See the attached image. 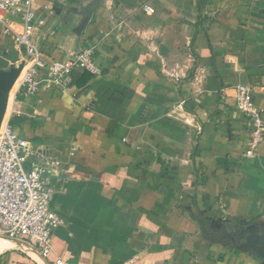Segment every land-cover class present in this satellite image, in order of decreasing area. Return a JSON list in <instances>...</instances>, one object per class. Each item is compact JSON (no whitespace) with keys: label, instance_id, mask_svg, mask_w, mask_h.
<instances>
[{"label":"crops","instance_id":"0c3cea01","mask_svg":"<svg viewBox=\"0 0 264 264\" xmlns=\"http://www.w3.org/2000/svg\"><path fill=\"white\" fill-rule=\"evenodd\" d=\"M88 1L33 5L43 60L90 46L101 73L29 98L12 88L10 120L64 224L45 260L0 243V264H255L203 228H264V141L245 155L236 108V87L250 86L264 124V0H102L77 38ZM0 59L27 60L1 28Z\"/></svg>","mask_w":264,"mask_h":264},{"label":"built area","instance_id":"2783aa9c","mask_svg":"<svg viewBox=\"0 0 264 264\" xmlns=\"http://www.w3.org/2000/svg\"><path fill=\"white\" fill-rule=\"evenodd\" d=\"M35 0H0V28L12 38L27 57L16 81L13 95L23 98L35 96L42 89L65 91L74 72L99 76L101 71L94 58L93 47L78 49L68 60L45 62L32 39L34 29L43 25L33 10ZM148 8L144 7V11ZM18 19L20 31L14 30L8 20ZM46 76L38 79V71ZM250 86L236 87V108L246 119L247 141L245 155L252 156L264 141V124L252 100ZM11 111L0 128V240L36 258L45 260L52 252L54 231L64 224L52 208L49 194L50 179L43 166L30 162L36 154L31 143L18 136L10 125ZM131 258L123 264H133ZM55 264H63L57 259Z\"/></svg>","mask_w":264,"mask_h":264},{"label":"water","instance_id":"95a60500","mask_svg":"<svg viewBox=\"0 0 264 264\" xmlns=\"http://www.w3.org/2000/svg\"><path fill=\"white\" fill-rule=\"evenodd\" d=\"M102 0H89L84 5L80 6V10L77 12L80 18L79 23L73 30V34L79 38L88 25L91 17L97 11ZM24 63L21 62L18 65H10L4 67V61L0 59V128L3 124L9 101V94L18 80ZM229 222L221 224L218 229L214 228V232L204 229V233L220 237L217 241L229 239L232 244L239 241L240 246H236L237 250H249V255L255 264H264V228L260 230L257 225L251 224L245 228L240 229L238 232H234L238 226H229ZM217 233V234H216ZM212 239V238H211ZM213 240V239H212Z\"/></svg>","mask_w":264,"mask_h":264},{"label":"bare ground","instance_id":"6f19581e","mask_svg":"<svg viewBox=\"0 0 264 264\" xmlns=\"http://www.w3.org/2000/svg\"><path fill=\"white\" fill-rule=\"evenodd\" d=\"M17 82L15 83V85H14V88H13V90H14V92H15V90H16V87H17ZM13 95H14V93H13ZM9 100H10V98H9ZM13 101V100H12ZM10 105H11V103H10ZM8 116H9V110H7V112H6V115H5V118H4V121H3V124L2 125H4L5 124V122H6V120H7V118H8ZM0 243H3V244H8L7 242H5V241H1L0 240Z\"/></svg>","mask_w":264,"mask_h":264},{"label":"trees","instance_id":"16d2710c","mask_svg":"<svg viewBox=\"0 0 264 264\" xmlns=\"http://www.w3.org/2000/svg\"><path fill=\"white\" fill-rule=\"evenodd\" d=\"M9 123H10V125H12V126H13V125H14V120H13V119H11Z\"/></svg>","mask_w":264,"mask_h":264}]
</instances>
